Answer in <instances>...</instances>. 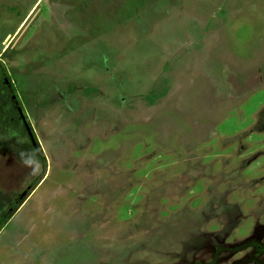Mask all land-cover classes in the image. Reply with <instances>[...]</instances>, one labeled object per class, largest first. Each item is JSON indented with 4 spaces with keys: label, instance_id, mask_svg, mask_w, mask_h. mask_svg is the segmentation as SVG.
<instances>
[{
    "label": "rangeland",
    "instance_id": "1",
    "mask_svg": "<svg viewBox=\"0 0 264 264\" xmlns=\"http://www.w3.org/2000/svg\"><path fill=\"white\" fill-rule=\"evenodd\" d=\"M256 232L264 0H0V264H229Z\"/></svg>",
    "mask_w": 264,
    "mask_h": 264
},
{
    "label": "flooded vegetation",
    "instance_id": "2",
    "mask_svg": "<svg viewBox=\"0 0 264 264\" xmlns=\"http://www.w3.org/2000/svg\"><path fill=\"white\" fill-rule=\"evenodd\" d=\"M258 234H259V232H256V235H254L253 239H251V241H248L249 244H251V246L253 245V247H254L253 249L256 250L254 257L247 260V261L245 258L236 259L235 261H230L229 264H250V263L251 264H264V257L259 258L260 255L264 253V242L259 241L260 237L258 236ZM227 236L228 235L226 234V237ZM225 239H221V248H222V251L224 252L223 254L232 255V254H236L238 251L243 250V248H244L243 243H241V244H239V243L229 244V243H226ZM209 240H212V239L209 238ZM211 262L214 263L216 261H189V264H211Z\"/></svg>",
    "mask_w": 264,
    "mask_h": 264
},
{
    "label": "bare ground",
    "instance_id": "3",
    "mask_svg": "<svg viewBox=\"0 0 264 264\" xmlns=\"http://www.w3.org/2000/svg\"><path fill=\"white\" fill-rule=\"evenodd\" d=\"M22 27V26H21Z\"/></svg>",
    "mask_w": 264,
    "mask_h": 264
}]
</instances>
